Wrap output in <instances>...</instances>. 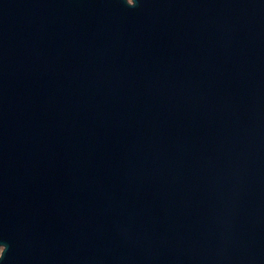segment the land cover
Returning a JSON list of instances; mask_svg holds the SVG:
<instances>
[{
    "label": "water",
    "instance_id": "1",
    "mask_svg": "<svg viewBox=\"0 0 264 264\" xmlns=\"http://www.w3.org/2000/svg\"><path fill=\"white\" fill-rule=\"evenodd\" d=\"M0 264H264V0H0Z\"/></svg>",
    "mask_w": 264,
    "mask_h": 264
},
{
    "label": "rangeland",
    "instance_id": "2",
    "mask_svg": "<svg viewBox=\"0 0 264 264\" xmlns=\"http://www.w3.org/2000/svg\"><path fill=\"white\" fill-rule=\"evenodd\" d=\"M0 251H1V247H0Z\"/></svg>",
    "mask_w": 264,
    "mask_h": 264
},
{
    "label": "clouds",
    "instance_id": "3",
    "mask_svg": "<svg viewBox=\"0 0 264 264\" xmlns=\"http://www.w3.org/2000/svg\"><path fill=\"white\" fill-rule=\"evenodd\" d=\"M126 2H127V0H126Z\"/></svg>",
    "mask_w": 264,
    "mask_h": 264
}]
</instances>
